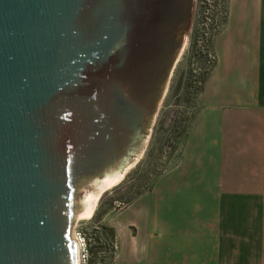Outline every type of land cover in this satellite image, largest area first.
Instances as JSON below:
<instances>
[{"label": "water", "instance_id": "water-1", "mask_svg": "<svg viewBox=\"0 0 264 264\" xmlns=\"http://www.w3.org/2000/svg\"><path fill=\"white\" fill-rule=\"evenodd\" d=\"M156 7L0 0V264H76L72 194L142 147L184 42L155 59Z\"/></svg>", "mask_w": 264, "mask_h": 264}, {"label": "crops", "instance_id": "crops-1", "mask_svg": "<svg viewBox=\"0 0 264 264\" xmlns=\"http://www.w3.org/2000/svg\"><path fill=\"white\" fill-rule=\"evenodd\" d=\"M213 48L175 166L109 221L110 264H264V0H228Z\"/></svg>", "mask_w": 264, "mask_h": 264}, {"label": "rangeland", "instance_id": "rangeland-1", "mask_svg": "<svg viewBox=\"0 0 264 264\" xmlns=\"http://www.w3.org/2000/svg\"><path fill=\"white\" fill-rule=\"evenodd\" d=\"M227 11L228 0H193L182 48L168 72L142 147L132 156L103 166L101 177L73 192L71 224L79 223L91 239L92 264H110L117 252L111 245L116 243L115 232H110L112 217L151 190L157 176L173 168L178 161L207 76L216 62L213 41L223 28ZM113 172L120 175L119 179L101 195L91 219L74 221L80 198L93 192ZM241 196L239 199L227 195L223 200L248 201V195Z\"/></svg>", "mask_w": 264, "mask_h": 264}, {"label": "flooded vegetation", "instance_id": "flooded-vegetation-1", "mask_svg": "<svg viewBox=\"0 0 264 264\" xmlns=\"http://www.w3.org/2000/svg\"><path fill=\"white\" fill-rule=\"evenodd\" d=\"M154 4L157 2L155 13L146 22L149 24L146 29L147 35L157 41L155 59L163 62L174 50V54L180 49L181 38H177L184 29L180 18L174 16L175 0H147ZM151 21V22H150ZM191 21L188 22V24ZM162 26V27H160ZM152 27V28H151ZM179 47V48H176ZM177 51H176V49Z\"/></svg>", "mask_w": 264, "mask_h": 264}, {"label": "bare ground", "instance_id": "bare-ground-1", "mask_svg": "<svg viewBox=\"0 0 264 264\" xmlns=\"http://www.w3.org/2000/svg\"><path fill=\"white\" fill-rule=\"evenodd\" d=\"M119 176V174L116 175L113 172L112 175L108 176L102 183L98 184L93 192L84 194L83 197L80 198L79 205L76 207L77 211L75 213L74 221L91 219V216L96 209L95 207L98 203L99 198L105 192L106 188L113 185L119 179ZM71 241L75 248L74 251H76L77 253L78 246L76 242L73 241V237Z\"/></svg>", "mask_w": 264, "mask_h": 264}, {"label": "built area", "instance_id": "built-area-1", "mask_svg": "<svg viewBox=\"0 0 264 264\" xmlns=\"http://www.w3.org/2000/svg\"><path fill=\"white\" fill-rule=\"evenodd\" d=\"M70 240L77 244V253L75 251L76 264H92L91 239L83 232L79 223L70 225ZM113 249H117V244H111ZM75 249V248H74ZM107 264V263H104Z\"/></svg>", "mask_w": 264, "mask_h": 264}, {"label": "trees", "instance_id": "trees-1", "mask_svg": "<svg viewBox=\"0 0 264 264\" xmlns=\"http://www.w3.org/2000/svg\"><path fill=\"white\" fill-rule=\"evenodd\" d=\"M226 18H227V13H226ZM224 24H225V23H224ZM224 24H223V26H224ZM214 65H215V64H214ZM213 67H214V66H213ZM212 69H213V68H212ZM212 69H211V70H212ZM211 70H210V71H211ZM210 73H211V72H210ZM209 75H210V74H208L207 77H209ZM187 133H188V132H187ZM186 135H187V134H186ZM110 232H111V233H114L113 229H110Z\"/></svg>", "mask_w": 264, "mask_h": 264}]
</instances>
